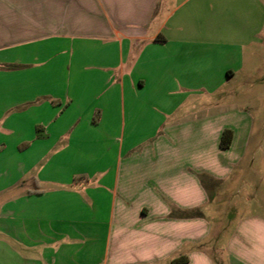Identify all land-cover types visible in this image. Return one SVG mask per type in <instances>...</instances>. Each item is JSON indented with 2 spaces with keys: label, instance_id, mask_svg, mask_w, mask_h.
Wrapping results in <instances>:
<instances>
[{
  "label": "crops",
  "instance_id": "crops-1",
  "mask_svg": "<svg viewBox=\"0 0 264 264\" xmlns=\"http://www.w3.org/2000/svg\"><path fill=\"white\" fill-rule=\"evenodd\" d=\"M178 257L264 264V0H0V264Z\"/></svg>",
  "mask_w": 264,
  "mask_h": 264
},
{
  "label": "trees",
  "instance_id": "trees-1",
  "mask_svg": "<svg viewBox=\"0 0 264 264\" xmlns=\"http://www.w3.org/2000/svg\"><path fill=\"white\" fill-rule=\"evenodd\" d=\"M157 39H161L163 40L162 36H157ZM231 137H232V131L230 129H225L222 132V136H221V140H220V144L223 147H227L231 141ZM186 258L185 257H178L172 260V264H182L183 262H185Z\"/></svg>",
  "mask_w": 264,
  "mask_h": 264
}]
</instances>
